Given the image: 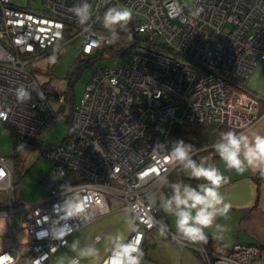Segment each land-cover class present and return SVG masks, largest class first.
<instances>
[{"label": "built area", "instance_id": "2783aa9c", "mask_svg": "<svg viewBox=\"0 0 264 264\" xmlns=\"http://www.w3.org/2000/svg\"><path fill=\"white\" fill-rule=\"evenodd\" d=\"M85 2L92 14L80 24L69 9ZM121 6L133 11L130 36L97 27L108 8ZM116 37L131 42L128 60L93 71L67 138L40 152L52 164L51 176L72 173L82 181L49 188L34 203H19L13 196L14 162L0 155V193L6 203L0 215L26 235L21 240L10 227L0 243V264H45L73 234L109 213L108 196L131 213L135 228L101 264L117 257L128 264L120 256L128 248H137L131 256L140 259L146 235L157 227L204 264H264V248L257 245L223 248L208 236L207 243L187 241L157 219L167 199H151L180 165L171 158L175 144L166 143L173 127L217 125L240 133L258 121L260 98L244 83L257 62H264V0H0L3 134L12 130L20 139L44 143L50 128L65 120L56 109L65 104V95L47 100L27 68L30 61L66 40H76L80 53L93 54Z\"/></svg>", "mask_w": 264, "mask_h": 264}, {"label": "rangeland", "instance_id": "374dc122", "mask_svg": "<svg viewBox=\"0 0 264 264\" xmlns=\"http://www.w3.org/2000/svg\"><path fill=\"white\" fill-rule=\"evenodd\" d=\"M187 1L189 2V0ZM21 2L23 0H17V3ZM97 27L111 32L125 30V26L122 25L106 28L103 19ZM68 35L67 39L72 36ZM83 58L77 49V41L66 40L57 49L28 63L29 72L40 85L65 95L64 115L71 106L79 103L94 70L101 67H113L115 64H122L128 60L126 55L118 56L109 48H105L90 62L88 67L77 71ZM244 87L264 100V62H257L252 76L245 80ZM181 109L177 110V115L181 113ZM3 131L4 128L0 123V155L11 156L13 152L12 140L9 134H3ZM67 135V126L62 122H57L46 134L44 143L28 144L21 151L19 158L15 159L13 180L16 182L14 193L17 202L34 203L48 194L47 183L52 164L40 155V151L43 146H53L63 142ZM52 178L59 179L58 176ZM107 202L109 213L98 216L73 234L69 239L68 246L61 248L45 264H69L72 257L77 258V264H101L113 248L124 243L135 228L134 218L128 210L121 208L122 203L117 199L108 196ZM0 218L9 221L7 216L2 214ZM0 228L1 232L7 229L3 220H0ZM3 237L5 239L7 234ZM20 239L25 240L26 238L24 236ZM151 242L152 244L149 241L146 242L140 264H179L177 251L180 249L170 239L160 233L159 238L154 236ZM250 264H259V261L255 260Z\"/></svg>", "mask_w": 264, "mask_h": 264}, {"label": "clouds", "instance_id": "9594fccd", "mask_svg": "<svg viewBox=\"0 0 264 264\" xmlns=\"http://www.w3.org/2000/svg\"><path fill=\"white\" fill-rule=\"evenodd\" d=\"M69 11L78 23L85 24L91 18L92 6L85 2L82 6H73ZM132 17L131 8L110 7L103 16L104 26L106 28H113L116 25L126 26L131 22ZM26 96L27 93L21 88L19 98L24 99ZM213 148L229 170H234L238 174H243L249 168L264 171V135L256 133L250 138L243 132L238 134L228 130L221 133L220 139L213 144ZM193 152L192 144L178 140L171 158L183 166L191 179L204 183L198 184L197 187H192L191 184H172V195L164 202L163 208L176 217V230L184 239L192 243H207L208 237L204 229L211 228L217 216L227 218L231 204L225 202L220 192L225 182L224 174L214 165L205 166L203 160L198 164L192 159ZM68 214L73 213L70 211ZM39 235L38 233V237ZM59 235L62 237L65 233L61 231ZM219 238L223 239V237ZM136 251L137 248H128L120 256L126 257L128 264H139V259L131 256V253ZM72 264L77 262L73 261ZM112 264H124V260L117 257L112 260Z\"/></svg>", "mask_w": 264, "mask_h": 264}, {"label": "crops", "instance_id": "0c3cea01", "mask_svg": "<svg viewBox=\"0 0 264 264\" xmlns=\"http://www.w3.org/2000/svg\"><path fill=\"white\" fill-rule=\"evenodd\" d=\"M259 115L260 117L253 127L242 131L244 134L249 135L250 138L256 133L264 135V109L261 110L260 107ZM214 154H216L215 150L209 153V158L213 157ZM211 165L216 166L225 176V182L222 184L220 192L223 195L225 202L231 204V209L227 218L217 216L213 226L204 229L205 234L208 237L219 241V244L223 248H230L235 243L257 245L261 247L264 246V171L249 168L243 174H238L234 170L227 169L224 162L220 160L218 156L214 159ZM169 175H167V177ZM175 180L176 181L173 184H183L181 178ZM163 182L157 187L153 195H151V199L164 202L171 197L173 190L164 188L165 182ZM187 182V184H191L192 187H195L194 185L198 186L199 184L198 181L193 182V179L190 177ZM201 183H204V181ZM121 208H123V206H121ZM194 214L195 212H193V215ZM157 219L169 230L182 236L176 230V217L173 214L166 212L163 208V204L157 214ZM0 220H3L4 225L7 228L4 230L5 232H8L12 226L13 229L18 232L19 238L26 237L23 229L15 221H8L5 218H0ZM4 231L1 232L0 228V243L4 240L3 236L6 234ZM160 233L167 238L164 232L158 227L148 232L143 241L141 249L142 254L146 242L149 241L152 244L151 240L154 236L159 238ZM219 237H223V239ZM141 253L139 264L142 259ZM177 254V261H179V264H204L201 258L192 250L186 248L181 249L177 251ZM107 256H105V258ZM74 258L76 257L71 258L69 264H72L71 262Z\"/></svg>", "mask_w": 264, "mask_h": 264}, {"label": "trees", "instance_id": "16d2710c", "mask_svg": "<svg viewBox=\"0 0 264 264\" xmlns=\"http://www.w3.org/2000/svg\"><path fill=\"white\" fill-rule=\"evenodd\" d=\"M132 26H133V22L131 20V22L124 27L125 30L122 32H118V33L125 34L126 36H130L132 34ZM130 45H131V42L126 40V38L116 37L114 38L112 44L106 47H102L101 49L97 50L93 54L80 53L81 55H83L84 58L80 61L81 66H79L80 64L78 65L79 67L77 71L82 70V68L88 67L90 65V62L94 58L97 57V55L101 52V50L105 48H109L118 56H124L128 53ZM40 87L45 97L47 98V100H50L52 103L57 98L58 93H60L59 91L56 92L52 89L49 90V88L44 85H40ZM260 101H261L260 108L262 110L264 109V100L260 99ZM65 106H66V101H65V104L58 106L56 109L64 113ZM75 106L76 105L71 106L68 112L65 113L64 115L65 120L63 123L67 126L68 129L70 128L72 124V117H73V111H74ZM228 130H231V129L224 127V126H217V125H201L195 128H192L189 126H183V127L175 126L171 129L166 143L175 144L176 141L183 140L186 144H192L194 148V154L192 155V159H194L198 164L203 160L205 162V166H208V165H211L214 159L218 156L216 153L213 155V157L209 158V153L213 152L214 150L213 144L220 139V135L222 132H226ZM68 133H69V130H68ZM8 134L13 144V152L11 156L9 157L13 160L14 167H15V159L19 158L21 151L24 150V148L28 144H32V143L37 144V143L30 141V140L18 138L15 135L14 131L12 130H9ZM38 144H42V143H38ZM169 174H168L169 176L166 177V179L164 180L165 183L163 182L165 184L164 188L172 190V184L176 181L175 179L177 178H181L183 184L188 183L187 181H188L189 176L187 172L183 169V166L181 164L178 167H176L174 170H172ZM52 177L53 176L49 175V178H48L49 181L47 183L49 188L61 189L75 182L82 181L80 179H76V176L72 173H68L64 178H61L58 180L53 179ZM194 181L196 182V180H193V182ZM198 182L200 184L202 181H198ZM194 186L197 187V185H194ZM15 187H16V182L13 180V190H14L13 192H15ZM13 196L15 200L17 201L15 197V193H13ZM5 206H6V203H5L4 195L0 193V212L5 210ZM261 248H264V246H262Z\"/></svg>", "mask_w": 264, "mask_h": 264}, {"label": "water", "instance_id": "95a60500", "mask_svg": "<svg viewBox=\"0 0 264 264\" xmlns=\"http://www.w3.org/2000/svg\"><path fill=\"white\" fill-rule=\"evenodd\" d=\"M77 49H78V47H77Z\"/></svg>", "mask_w": 264, "mask_h": 264}]
</instances>
